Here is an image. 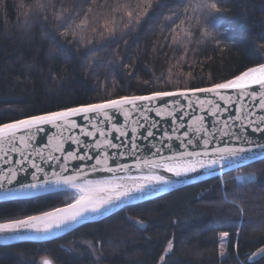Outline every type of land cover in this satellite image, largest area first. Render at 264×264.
I'll return each instance as SVG.
<instances>
[{
  "label": "trees",
  "instance_id": "16d2710c",
  "mask_svg": "<svg viewBox=\"0 0 264 264\" xmlns=\"http://www.w3.org/2000/svg\"><path fill=\"white\" fill-rule=\"evenodd\" d=\"M262 63L264 0H0V126L211 87ZM74 200L61 191L0 202V223ZM263 246L261 160L54 240L0 245V264H264L250 262Z\"/></svg>",
  "mask_w": 264,
  "mask_h": 264
},
{
  "label": "water",
  "instance_id": "95a60500",
  "mask_svg": "<svg viewBox=\"0 0 264 264\" xmlns=\"http://www.w3.org/2000/svg\"><path fill=\"white\" fill-rule=\"evenodd\" d=\"M145 103L151 111H137L131 106H125V111L114 122L116 127L107 122L101 123L103 114H90L94 116L93 123L97 125L96 128H89L93 136L82 135L79 125L87 124L80 117L74 118L78 125L75 129L45 125L43 132L33 128L17 133L15 138L10 137L7 130L0 132V184L12 189H20L21 185L31 183L41 186L33 190L24 189L7 200L0 198V202L106 186L109 191L100 197L102 199L114 195L117 185H122L123 190L139 183L147 184V178L152 175H163L171 181L170 185L160 186L162 191L148 188L145 193H137L133 198L106 206L100 213L88 214L77 223L54 233L27 230L0 233V245L54 240L127 206L154 200L264 160L259 155L264 151L261 147L264 146V89L258 85L244 91L220 90L219 95L189 93L187 97H164L150 104ZM217 104L220 107L213 115L212 109ZM116 128L126 135L121 136ZM100 130H104L105 135H100ZM148 131L153 132L154 136L149 137ZM69 136L79 139L87 147L73 143L68 139ZM106 140L117 147L106 146ZM133 143L138 147L133 149ZM70 151L81 156L86 154L91 159L71 160L65 170L64 157ZM189 152L193 155L188 156ZM254 155L256 158L249 162L248 157ZM51 157H57L58 162ZM96 159L102 161L97 168L110 167L112 172L93 171ZM105 159L106 166L103 163ZM145 161L160 164L161 167H150ZM33 162L41 171L32 167ZM201 162L211 169H201ZM166 166L182 172L186 168L195 167L197 171L176 177L164 170ZM12 172L16 175L12 183L8 184ZM67 178L71 179L65 184ZM263 257L264 246L252 254L250 262H257ZM42 264L53 262L44 259Z\"/></svg>",
  "mask_w": 264,
  "mask_h": 264
},
{
  "label": "snow or ice",
  "instance_id": "6c2138e0",
  "mask_svg": "<svg viewBox=\"0 0 264 264\" xmlns=\"http://www.w3.org/2000/svg\"><path fill=\"white\" fill-rule=\"evenodd\" d=\"M213 9L216 8V4L213 3L211 5ZM253 85H258L260 89H264V63L260 64L257 67H250L246 71H243L240 75H236L233 79H229L226 82L216 83L211 87L205 88H194L183 91H155L150 95H132V96H123L119 99H111L104 103H90L81 107H71L66 108L62 111H53L47 114L42 115H34L27 119H21L12 124H4L0 127V132L8 131V135L12 138H15L17 133L27 132L31 129L35 128L37 132L45 131V125H54L58 127H70L75 129L78 127L75 117H80L83 121L86 122L87 126L79 125L82 135L84 136H93V132L89 130V128H96L97 125L93 123L94 116H99L103 114V119H101V123H110L113 127H116L114 123L117 121L118 116L125 111V106H131L132 109L137 111H151V108L146 107V103L150 104L152 101L160 100L164 97H187L189 93H205L211 94L215 93L219 95L220 90H228V89H238L240 91H244L245 89H251ZM221 99L223 97L221 96ZM203 103V101L201 102ZM191 106V104H189ZM220 105L217 104L215 108L212 109V114L215 115ZM90 114H94L90 115ZM159 115V113H157ZM147 119V117H144ZM203 119V118H201ZM116 131L120 132L119 128H116ZM100 135H105L104 130H100ZM120 135H126L124 132H120ZM147 135L149 137L154 136V133L148 131ZM187 136V132L185 133ZM23 139V137H21ZM69 140H72L73 143L77 144L80 147H87L86 144H81L79 139H73V137L69 136ZM105 145L108 147H117V145L111 144L110 141H105ZM133 149L138 146L134 143L132 144ZM155 147V146H153ZM264 149V146H261ZM251 151V150H248ZM23 155V153H21ZM39 155V153H38ZM188 156H192L193 153L189 152ZM262 158H264V151L259 154ZM256 156L248 157L249 162H252ZM50 159L57 160V157H51ZM85 160L91 159V157L86 154L81 156L75 152H68L64 157L65 162V170L67 164L71 160ZM27 157H25V161ZM106 166V159L103 161ZM146 164H149L150 167H161L160 164L150 163L145 161ZM101 159H96V164L92 166L93 171L97 170H106L108 172H112V168L103 167L97 168L98 165H101ZM32 167L37 168V171H41L38 165L34 162ZM200 168H209L205 163H200ZM164 170L172 173L176 177H181L182 175H187L190 172H195L197 169L195 167L186 168L183 172L176 170L171 166L164 167ZM16 173L12 172L10 174L11 178L7 180L8 184H11L13 179L15 178ZM71 178H67L64 180V183H69ZM148 183H139L136 184L132 188L123 189L122 185H117L115 189L114 195H110L106 198L99 199L95 202L92 201V198L83 193L86 192L85 188H81V195L78 199L75 200L74 203L68 204L66 208H56L54 211H46L42 215H33L27 216L25 219H15L11 220L7 223H0V233L4 232H19L22 230L34 231L36 233H54L57 230H62L65 226H70L71 224L77 223L79 219L84 218L87 214H96L100 213L106 206H111L116 202L121 200L133 198L137 193H145L146 189L152 188L154 191H162L163 189L160 186H167L171 184V181L163 175H152L147 178ZM91 183V182H89ZM38 186L36 183L31 184H23L20 186V189H12L4 187L3 184H0V198L5 200L17 196L20 191L24 189L33 190L37 189ZM80 206L79 210L72 214L71 216H66L58 219H48L52 217H56L58 213H62L67 211L68 208H76ZM44 221V223H40ZM224 237L229 235L228 232H224L222 234Z\"/></svg>",
  "mask_w": 264,
  "mask_h": 264
},
{
  "label": "bare ground",
  "instance_id": "6f19581e",
  "mask_svg": "<svg viewBox=\"0 0 264 264\" xmlns=\"http://www.w3.org/2000/svg\"><path fill=\"white\" fill-rule=\"evenodd\" d=\"M85 189H86V192L83 194L91 197L93 202L99 200L103 194H106L109 191L108 187H106V186L86 187ZM77 192H78V198H79V196L82 194L81 189H78ZM79 208H80V206H77L76 208L67 209V211H65V212L58 213L56 217H52V218H48V219L54 220V219H58V218L66 217V216H71L72 214L77 212L79 210ZM40 223H44V221H41Z\"/></svg>",
  "mask_w": 264,
  "mask_h": 264
},
{
  "label": "rangeland",
  "instance_id": "374dc122",
  "mask_svg": "<svg viewBox=\"0 0 264 264\" xmlns=\"http://www.w3.org/2000/svg\"><path fill=\"white\" fill-rule=\"evenodd\" d=\"M238 179L239 180H242V176H239L238 177ZM248 179H253V177L252 176H249L248 177ZM74 193H75V200L78 198V192H75V191H73ZM75 200L72 202V203H74L75 202ZM71 204V203H70ZM64 207H67V206H64ZM64 207H62V208H64ZM54 211V210H53ZM40 215H42V214H40ZM74 231V230H73ZM69 234V233H68ZM221 238H222V244H221V247H222V249L225 247V243H226V238L227 237H224L223 235L221 236ZM44 260V259H43ZM43 260L41 261V264H42V262H43Z\"/></svg>",
  "mask_w": 264,
  "mask_h": 264
}]
</instances>
